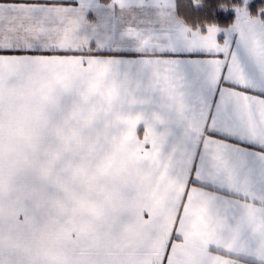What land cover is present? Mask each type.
I'll return each mask as SVG.
<instances>
[{"label":"snow or ice","instance_id":"1","mask_svg":"<svg viewBox=\"0 0 264 264\" xmlns=\"http://www.w3.org/2000/svg\"><path fill=\"white\" fill-rule=\"evenodd\" d=\"M151 3L132 66L83 6L0 0V264H264V7L202 29Z\"/></svg>","mask_w":264,"mask_h":264},{"label":"crops","instance_id":"2","mask_svg":"<svg viewBox=\"0 0 264 264\" xmlns=\"http://www.w3.org/2000/svg\"><path fill=\"white\" fill-rule=\"evenodd\" d=\"M66 2L74 7L83 6L87 23L82 34L90 38L92 54L116 59L122 65L134 66L142 57L137 42L122 35L127 26L131 25L146 31L159 29V10L152 6L151 0H145L143 6L135 7L131 11L121 10L115 0H66ZM220 36L222 37L223 33ZM174 50L178 53L185 51L181 47H176ZM255 179L258 190H264V181L259 176ZM245 264H260V262L254 258H246Z\"/></svg>","mask_w":264,"mask_h":264},{"label":"trees","instance_id":"3","mask_svg":"<svg viewBox=\"0 0 264 264\" xmlns=\"http://www.w3.org/2000/svg\"><path fill=\"white\" fill-rule=\"evenodd\" d=\"M242 3L243 0H201L199 6H194L192 0H176V10L178 16L193 28L200 25L203 29L205 24L211 23L226 27L234 21L236 13L232 7L224 8L221 5ZM261 7H264V0H252L247 8L251 14L255 15Z\"/></svg>","mask_w":264,"mask_h":264},{"label":"rangeland","instance_id":"4","mask_svg":"<svg viewBox=\"0 0 264 264\" xmlns=\"http://www.w3.org/2000/svg\"><path fill=\"white\" fill-rule=\"evenodd\" d=\"M251 2H252V0H249V3H248V5H249ZM248 5H247V7H248Z\"/></svg>","mask_w":264,"mask_h":264}]
</instances>
